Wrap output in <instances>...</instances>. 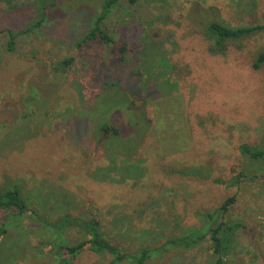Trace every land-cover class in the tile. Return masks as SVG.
I'll return each instance as SVG.
<instances>
[{
    "label": "rangeland",
    "instance_id": "374dc122",
    "mask_svg": "<svg viewBox=\"0 0 264 264\" xmlns=\"http://www.w3.org/2000/svg\"><path fill=\"white\" fill-rule=\"evenodd\" d=\"M39 1L0 0V191L20 186L50 220L65 213L96 217L125 251L200 229L205 220L198 213L234 198L221 218L241 226L227 264H264V172L240 152L243 144L264 143V68L253 69L264 34L245 40L242 50L231 46L226 57L211 56L203 35L213 21L264 25V0L123 2L107 24L115 43L82 48L76 43L101 6L61 0L9 52L10 34L39 20ZM122 48L124 54L115 52ZM68 58L74 59L69 69L59 68ZM105 122L125 138L133 125L150 126L141 129L144 140L134 136L122 148L99 135ZM194 166L212 172L211 179L177 173ZM5 218L9 236L0 243V264L101 260L86 252L62 263L57 248L71 235L50 247L48 227L0 210V224ZM210 248L208 238L157 264H214Z\"/></svg>",
    "mask_w": 264,
    "mask_h": 264
},
{
    "label": "trees",
    "instance_id": "16d2710c",
    "mask_svg": "<svg viewBox=\"0 0 264 264\" xmlns=\"http://www.w3.org/2000/svg\"><path fill=\"white\" fill-rule=\"evenodd\" d=\"M60 1L61 0H40L37 5L35 4L34 9L39 20L32 23L23 33H21V31L18 34L11 33L8 51L14 52L15 42L21 34L32 32L39 28L42 23L46 21L50 11L58 10L60 6L57 3ZM98 2L101 6V11L95 15L89 31L77 41V48H82L93 42H102L106 46H112L115 43V39L108 29L107 24L109 19L123 2H126L130 6H135L139 0H98ZM10 3L11 2L8 3L9 7H15L11 6ZM260 34H264V25L232 27L223 21H213L203 29V35L208 44V52L213 57H226L231 46H235L237 49L242 50L245 40ZM115 52L117 54H124L125 48L120 49V52L118 50H115ZM122 60L124 61V58ZM73 63L74 59L68 58L61 61L58 67L67 70ZM262 68H264V50L256 55L253 63L254 70H261ZM117 85L118 84H112L111 87ZM118 110L119 109H114L110 111L111 113L109 112L111 121L113 118L112 116ZM149 126L148 123L147 127L145 124L138 126V128L133 125V136L131 135L132 137L125 138L117 126L105 122L98 127V133H100L99 135L103 138L106 136V138L116 139L119 147L125 148L131 145L134 136H136V139L139 135L141 139L145 138L142 133H145ZM144 128L145 132H142L141 129ZM135 152L136 151L132 149L128 157L132 158L135 156ZM240 152L246 159L258 165L264 172V143L257 146L243 144L240 147ZM110 153L108 157H114V155H112L113 152L110 151ZM177 173L182 176L195 177L202 180H209L212 175V172L202 167L195 166L179 170ZM237 179L238 178H235L234 181L231 180L229 183L234 186ZM215 182L226 184L225 181L221 180H215ZM234 201V198L229 199L212 213H198V216L205 220V225L200 229H194L183 235L169 238L159 247H146L137 251H125L109 238L101 221L96 217L84 218L65 213L55 220H50L38 214L37 211L29 205L24 191L20 186L0 191V210L13 212L14 215L19 217L30 218L48 227L51 232V237L48 241L50 247L55 248L63 235H71L72 241L69 244L64 246H60V244L59 246L57 245L58 251L56 254L62 263H67L81 254L90 252L101 258V260L93 264H157L173 252L194 250L205 243L209 238L214 264H227L228 258L235 247L237 234L241 226L232 222L222 221L221 218L228 213L229 206L233 204ZM7 221L8 220L5 218L0 224V243H2L4 238L9 236ZM108 258L110 260H108Z\"/></svg>",
    "mask_w": 264,
    "mask_h": 264
}]
</instances>
